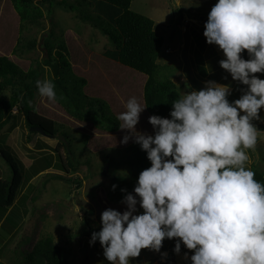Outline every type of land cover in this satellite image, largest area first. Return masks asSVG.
<instances>
[{"label":"rangeland","instance_id":"rangeland-1","mask_svg":"<svg viewBox=\"0 0 264 264\" xmlns=\"http://www.w3.org/2000/svg\"><path fill=\"white\" fill-rule=\"evenodd\" d=\"M34 1L41 6L44 15L39 23H27L21 28L11 0H0V55H5L27 72L46 55L44 41H51L54 46L55 41L61 38L66 45L69 69L73 75L86 80L83 86L86 94L104 99L116 116L126 110L125 105L130 97L135 96L140 103H144L146 75L119 63L116 49L100 29L92 26L90 20L81 19L77 11L62 4H52L49 8V0ZM89 1L93 7L86 9L88 7L82 2L80 6L83 10H89L92 15L101 14L109 21L117 15L115 10H119L100 0ZM215 3L216 0L131 1V9L153 19L155 30L163 35L164 46L157 61L169 65L167 77L177 84L181 96L187 91L205 87V81L197 76L199 71L213 74V69L222 68L219 61L225 57L215 44L202 46L200 53L204 62L202 59L199 61V55L197 60L194 56V49L201 47L194 35L205 38L204 22ZM49 31H53V36H49ZM33 40L35 46L28 49L27 44ZM226 75L230 76L225 78L230 89L234 88L227 97L232 102L242 95L247 86L233 80L230 73ZM51 78V69L47 65L42 66L37 80ZM10 93V89H7L4 94L8 96ZM30 104L36 112L51 118L60 133L51 136L38 131L30 133L22 112L16 107L12 109L9 121L0 129V147L13 155L23 174L14 200L19 214L17 220L14 224L5 222L4 216L9 209L0 217V264H27L23 257L46 234H51L56 243L70 249L67 264H111L103 255L98 241L89 244L90 236L83 217L88 215L100 221L101 213L106 208L126 210L127 205L122 199L110 197L118 185L112 181V176L132 177L131 166L115 163L131 157L132 153L125 148L134 141L130 138L127 143L120 142L128 133L126 129L106 131L91 121L73 117L58 101L53 103L39 95L37 88ZM259 115L262 119L252 121L256 127L264 123V109L260 110ZM149 116L146 108L140 113L135 126L138 131L153 134ZM258 133L255 150H246L250 157L247 167L264 172V130L258 129ZM62 135L65 140L60 139ZM60 141L69 146L76 161L75 169L69 172L56 166L59 154L63 158L67 156ZM105 163H108L107 175L102 174ZM10 175V168L0 154V179H8ZM113 184L116 185L115 189L111 187ZM129 192L136 195L133 190ZM114 194L111 196L114 197ZM136 211L143 212L139 204ZM176 239L165 238L159 251L142 248L139 256L129 258L130 264H170L174 259L171 255ZM184 248L192 252L181 242V249Z\"/></svg>","mask_w":264,"mask_h":264},{"label":"clouds","instance_id":"clouds-1","mask_svg":"<svg viewBox=\"0 0 264 264\" xmlns=\"http://www.w3.org/2000/svg\"><path fill=\"white\" fill-rule=\"evenodd\" d=\"M203 35L223 51L220 66L247 88L229 102L228 84L205 81L172 101L170 118L148 117L153 134L135 127L147 103L127 100L116 117L128 130L120 142L138 143L150 166L138 174L136 195L123 196L126 210L104 209L91 233L89 244L98 240L111 264H130L142 248L159 251L165 238H178L176 253L181 242L192 250L184 254L191 264H264V183L247 167L246 151L256 148L252 121L264 109V79L254 75L264 73V0H216ZM35 83L39 95L57 101L52 80Z\"/></svg>","mask_w":264,"mask_h":264},{"label":"trees","instance_id":"trees-1","mask_svg":"<svg viewBox=\"0 0 264 264\" xmlns=\"http://www.w3.org/2000/svg\"><path fill=\"white\" fill-rule=\"evenodd\" d=\"M49 1V8L52 4H62L70 10L77 11L76 13L81 19L90 20L92 26L100 29L107 36L114 49H116L119 63L146 75L143 85V98L144 103H147L146 110L149 115L155 114L170 118L169 113L172 108V101L179 99L181 94L174 80L167 77V72L170 70L169 65L166 63L160 64L157 61V58L162 53L164 37L159 31L155 30L153 19L132 10L130 7L132 0H100L108 3L114 9H119L115 10L117 11V15L112 21H109L101 14L92 15L89 13V10H83L82 6H80L82 2H85L88 7L86 9L91 8L92 2L89 0L78 2H76L77 0L70 2L68 0ZM11 3L18 13L21 28H24L27 23H39L44 15L41 6L34 0H11ZM48 34L49 36H53V31H49ZM194 37H196L197 43L201 46L200 49H194V56L197 60V56L199 55L198 59L202 61L203 55L200 52L202 46L207 44L206 38L201 39L197 35H194ZM50 42L44 41L43 45L46 55L42 61L27 72L21 70L17 64L5 55H0V129L9 121L12 116V109L16 107L18 111L22 112L30 133L36 132L35 130H31V127L39 126L48 135L57 134L58 131L54 125V121L36 112L30 104L34 96V90L37 88L35 83L37 77L42 66L47 65L52 71V78L50 80L55 84L57 101L66 108L70 115L80 120L91 121L94 125L106 131L117 130L119 128V121L116 119L117 116L110 111L107 102L101 97L86 94L83 91V86L86 83L85 78L73 75L69 69L70 62L67 58V49L63 39L58 38L54 46ZM33 46H35L34 40L31 44H27L26 47L29 49ZM241 55L245 59L249 58L247 50H244ZM213 70V74L209 72L205 73V71L201 73L199 71L197 76L204 81L214 80L230 86L229 82L225 79L230 77L226 75L227 71L225 69ZM224 71L225 73L222 75ZM256 75L264 78V73H256ZM7 89L11 91L8 96L4 94ZM233 91L234 88L231 89V93ZM257 127L264 130V123L257 124ZM60 144L65 147L67 156L63 158L59 154L56 166L65 172H69L75 169L76 161L69 146L66 147L62 141H60ZM125 150L132 153L131 157L129 158L128 156L126 159L115 164H127L131 166L133 168L132 177L126 179L122 176H112V181L117 182L118 185L116 190L111 193V195L115 193V196L110 195V197L117 200L122 199L126 192L133 190L139 172L150 166L146 151L142 150L138 143L134 142L128 145ZM0 154L7 162L11 172L8 179H0V217L2 218L4 213L9 209L8 214L4 216L5 222L10 221L11 224H14L18 218L16 216L19 215L14 200L17 190L21 185L23 174L12 154L1 147ZM252 170L255 172L254 178L264 183V172L259 171L255 167H252ZM121 189L126 191H121ZM83 219L89 236H91L93 231L100 230V221L88 215H85ZM97 244L102 247L99 241ZM69 254L70 249L68 247L56 243L51 234H46L36 241L31 251L23 257V260L27 264H67Z\"/></svg>","mask_w":264,"mask_h":264},{"label":"crops","instance_id":"crops-1","mask_svg":"<svg viewBox=\"0 0 264 264\" xmlns=\"http://www.w3.org/2000/svg\"><path fill=\"white\" fill-rule=\"evenodd\" d=\"M216 82H218V81H216ZM218 83H220V82H218ZM185 250H186L185 248L184 249H181L180 250V253H176V252L172 251V253L174 254V256H173V254L171 256H172V259H173V257H174V259L171 260V261H173L175 264H182L183 262H185L186 260H188L187 258H185V255L184 254L187 253L188 256L190 257V255L192 254V252L191 251H185Z\"/></svg>","mask_w":264,"mask_h":264},{"label":"water","instance_id":"water-1","mask_svg":"<svg viewBox=\"0 0 264 264\" xmlns=\"http://www.w3.org/2000/svg\"><path fill=\"white\" fill-rule=\"evenodd\" d=\"M31 130L38 131V132H40L42 134L44 133V131L42 130V128L39 127V126H33V127H31ZM49 136H51V134ZM59 137H60L61 140H65L64 137H63V135L62 136H59ZM107 167H108V163H105L104 166H103V169H102V174H106V175L108 174ZM170 264H175V263L173 261H171ZM182 264H191L190 259L186 260Z\"/></svg>","mask_w":264,"mask_h":264}]
</instances>
